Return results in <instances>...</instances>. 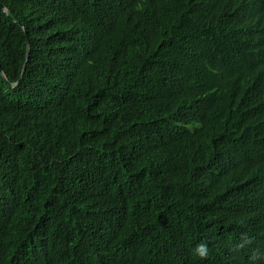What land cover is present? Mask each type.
I'll use <instances>...</instances> for the list:
<instances>
[{
    "label": "trees",
    "instance_id": "obj_1",
    "mask_svg": "<svg viewBox=\"0 0 264 264\" xmlns=\"http://www.w3.org/2000/svg\"><path fill=\"white\" fill-rule=\"evenodd\" d=\"M0 66V264H264V0H0Z\"/></svg>",
    "mask_w": 264,
    "mask_h": 264
},
{
    "label": "clouds",
    "instance_id": "obj_2",
    "mask_svg": "<svg viewBox=\"0 0 264 264\" xmlns=\"http://www.w3.org/2000/svg\"><path fill=\"white\" fill-rule=\"evenodd\" d=\"M197 254L201 257V258H204L206 256V253H207V246L204 245V244H200L197 246Z\"/></svg>",
    "mask_w": 264,
    "mask_h": 264
},
{
    "label": "water",
    "instance_id": "obj_3",
    "mask_svg": "<svg viewBox=\"0 0 264 264\" xmlns=\"http://www.w3.org/2000/svg\"><path fill=\"white\" fill-rule=\"evenodd\" d=\"M0 69H1V66H0ZM26 70V68H24V71Z\"/></svg>",
    "mask_w": 264,
    "mask_h": 264
}]
</instances>
